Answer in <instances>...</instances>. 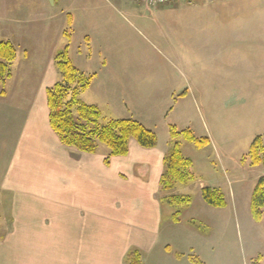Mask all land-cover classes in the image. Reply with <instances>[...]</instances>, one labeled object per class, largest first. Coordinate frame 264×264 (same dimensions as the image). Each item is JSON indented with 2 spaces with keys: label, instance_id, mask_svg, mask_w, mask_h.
Here are the masks:
<instances>
[{
  "label": "rangeland",
  "instance_id": "1",
  "mask_svg": "<svg viewBox=\"0 0 264 264\" xmlns=\"http://www.w3.org/2000/svg\"><path fill=\"white\" fill-rule=\"evenodd\" d=\"M34 1L0 0V42H7L15 49V58L6 63L9 76L0 85V94L18 93L16 82L22 79L27 82L28 94L37 89L47 75L55 79L51 85L61 80L55 62L53 71L46 70L53 49L67 46L68 56L72 58L77 49L85 50L86 35L90 32L100 35V26H103L100 42L94 47L90 45L91 61L96 64L103 58L113 57L122 64L121 68H114L115 61L107 64L112 67H108L109 70L84 71L76 66L83 73L93 75L91 83L95 73L98 75L79 98L96 103L101 111V124L117 117L136 120L155 132L160 146L169 142V148L171 125L180 132L189 130L199 140L205 137L206 123L211 133L214 132V145L217 143L218 150L198 148L182 135L175 139L182 154L192 161L194 176L160 191L162 222L164 226L174 224L161 239L169 244L166 247L169 256L156 262L140 253L142 263L264 264V208L260 221H255L250 211L251 194L264 176V165L252 166L248 154L257 136L261 138L264 152V57L262 61L251 59L249 36L238 38L236 46L222 39L219 62L202 64L197 70H185L179 54L182 49L187 50L189 58L191 52L196 53L184 36L189 29L184 16L215 14L222 22V30L229 32L246 20L258 17L264 21V0L218 2L213 6L196 5V0H191L193 4L189 2L187 6H176V3L173 5L177 8L152 12L132 9L129 0H60L53 11L46 12L37 22L34 21ZM47 1L53 5L51 0ZM117 1L122 2L120 8L116 7ZM59 6L73 15L72 26L69 21L65 22V14ZM25 8L31 12L25 14ZM101 16L106 23L97 21ZM26 17L31 20L23 21ZM59 17L62 20L59 21ZM258 22L253 21L256 25ZM261 31L264 32V28ZM63 35L69 36V40ZM256 47L259 48L258 44ZM114 51L115 56H111ZM234 59L243 66V85L239 81L241 84L233 86ZM89 67L94 69V65ZM101 81L109 87L99 85ZM158 82L164 85L162 94L155 87ZM106 89L117 99L115 108L112 106L115 112L109 104L93 102L91 94H100ZM170 89L177 95L173 100L165 95ZM188 89V96L180 100ZM205 97L213 103L216 100L214 110L210 102L205 107ZM202 110L214 114L215 119L210 122L206 114L204 120ZM205 138L208 141L207 136ZM206 142L205 145L209 143ZM205 187L217 188L218 198L224 205L207 204L201 196V189ZM171 197H178L182 203H169ZM2 250L0 248V264H11L5 261ZM133 250L136 249L129 248L127 253Z\"/></svg>",
  "mask_w": 264,
  "mask_h": 264
},
{
  "label": "crops",
  "instance_id": "2",
  "mask_svg": "<svg viewBox=\"0 0 264 264\" xmlns=\"http://www.w3.org/2000/svg\"><path fill=\"white\" fill-rule=\"evenodd\" d=\"M241 1L247 2L196 0V5L213 6L218 2ZM60 3V0H52L53 5H50L47 0H35L34 21L44 18L46 12L53 11ZM116 3V7L120 8L119 3L122 2ZM188 3L193 4L191 0H176L173 4L187 6ZM173 4L153 10L133 2L130 6L137 11L152 12L172 9ZM25 9V14L31 12ZM59 9L65 14V22L69 21L72 26L75 23L73 15L61 6ZM27 17L23 21L31 20ZM184 18L189 27L184 36L190 49H196V53L191 52L190 58L187 50L180 51V62L185 70H197L205 63L215 65L219 62L221 40L226 39L230 45L236 46V41L242 36H249L252 43L248 44L251 59L262 61L264 32L261 29L264 28V21L258 17L246 20L229 32L222 30V22L215 14ZM96 19L106 23L103 16ZM254 20H258L259 25L254 24ZM103 29L100 26V35L96 32L86 35L85 50L77 49L74 57L69 56L75 66L84 71L109 70L112 67L107 64L115 61L114 68H121L122 64L113 57L103 58L96 64L91 61L90 45L94 47L100 42ZM65 47L68 52V47ZM62 49H53L46 70H54L53 57ZM110 54L115 56L116 52ZM234 62L233 86L243 85V66L236 59ZM95 74L94 79H97ZM54 81L52 76L47 75L37 89L28 94L25 90L27 82L22 79L16 82L18 93L0 94V248H3L5 261L11 264H126L125 254L132 247L156 262L165 260L169 256L166 248L169 244L161 239L166 237L171 228L169 226L174 224L164 226L162 222L159 181L169 142L164 147L158 141L155 147L145 148L130 139L128 153L110 157L107 163L105 158L109 150L104 144H98L94 153L81 152L62 144L48 119L45 90ZM99 85L109 87L102 81ZM162 86L159 82L155 84L161 94ZM188 94L189 89L180 100ZM91 95L93 102L97 100L98 104H109L111 110L117 104V99L108 89ZM165 95L169 100L177 96L172 89ZM204 102L207 108L209 99L205 97ZM214 103L210 102L212 110ZM201 112L204 120L206 114L210 122L215 119L214 114L205 110ZM206 125L204 133L209 143L202 146L218 150L217 143L216 147L214 145V132L211 133L209 124Z\"/></svg>",
  "mask_w": 264,
  "mask_h": 264
},
{
  "label": "trees",
  "instance_id": "3",
  "mask_svg": "<svg viewBox=\"0 0 264 264\" xmlns=\"http://www.w3.org/2000/svg\"><path fill=\"white\" fill-rule=\"evenodd\" d=\"M14 58V47L7 42H0L1 86L5 77L9 76L6 63H10ZM54 62L61 75V80L47 87L45 94L50 127L62 144L87 153H94L98 144H104L109 150L108 157L105 158L106 163L110 157L126 155L130 139L136 140L140 146L145 148L157 145L155 132L136 120L110 118L104 123H100L101 111L99 108L93 104H86L79 98L80 94L88 89L93 75L83 73L72 63L66 47L55 54ZM2 94L3 92H1ZM178 135H182L197 147H201L207 141L205 137L200 140L195 138L189 130L180 132L174 125L170 126L172 144L164 158V169L159 181L160 191H166L172 188L173 183L186 182L194 176L191 172L192 161L182 154L175 142ZM248 154L252 166L264 165V152L259 136L252 141ZM187 171H189V175ZM219 194L217 188L205 187L201 189L203 200L213 207L224 205L223 200L218 198ZM168 201L176 205L181 202L178 197H171ZM262 208H264V177L259 179L251 194L250 211L255 221H260ZM124 262L126 264H143L138 250L128 252L124 257Z\"/></svg>",
  "mask_w": 264,
  "mask_h": 264
},
{
  "label": "built area",
  "instance_id": "4",
  "mask_svg": "<svg viewBox=\"0 0 264 264\" xmlns=\"http://www.w3.org/2000/svg\"><path fill=\"white\" fill-rule=\"evenodd\" d=\"M135 4L142 5L147 9H157L175 2V0H131Z\"/></svg>",
  "mask_w": 264,
  "mask_h": 264
},
{
  "label": "water",
  "instance_id": "5",
  "mask_svg": "<svg viewBox=\"0 0 264 264\" xmlns=\"http://www.w3.org/2000/svg\"><path fill=\"white\" fill-rule=\"evenodd\" d=\"M51 2H52V0H51Z\"/></svg>",
  "mask_w": 264,
  "mask_h": 264
}]
</instances>
